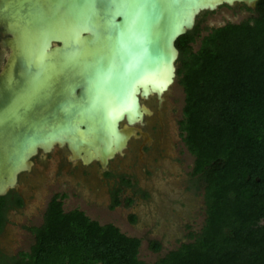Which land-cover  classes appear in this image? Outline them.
<instances>
[{
    "label": "water",
    "instance_id": "water-1",
    "mask_svg": "<svg viewBox=\"0 0 264 264\" xmlns=\"http://www.w3.org/2000/svg\"><path fill=\"white\" fill-rule=\"evenodd\" d=\"M258 1L0 0V197L54 148L107 170L151 114L140 98L174 83L175 42L198 15Z\"/></svg>",
    "mask_w": 264,
    "mask_h": 264
},
{
    "label": "trees",
    "instance_id": "trees-1",
    "mask_svg": "<svg viewBox=\"0 0 264 264\" xmlns=\"http://www.w3.org/2000/svg\"><path fill=\"white\" fill-rule=\"evenodd\" d=\"M242 8L251 12L246 20L211 28L197 18L175 42L185 94L179 127L194 156L191 175L203 188L205 218L192 241L153 264H264V0ZM121 191H111V210L132 205ZM66 197L55 194L42 223L26 228L34 238L29 250L0 249V264H149L139 258L141 239L80 209L65 211ZM24 206L13 190L0 197V235L8 212ZM149 249L160 253L162 244L151 240Z\"/></svg>",
    "mask_w": 264,
    "mask_h": 264
},
{
    "label": "rangeland",
    "instance_id": "rangeland-1",
    "mask_svg": "<svg viewBox=\"0 0 264 264\" xmlns=\"http://www.w3.org/2000/svg\"><path fill=\"white\" fill-rule=\"evenodd\" d=\"M242 6H221L213 12L201 13L198 18L203 26L211 28L239 23L251 16ZM184 99V90L176 76L166 94L162 148L158 152L153 150L144 161L131 152L110 161V168L119 178L126 176L131 181L132 186L122 192L123 198L133 199L130 207L110 209L109 191L118 183L117 178L111 179L108 186L100 184L96 166L88 168V176L84 177L82 169L73 171L61 157L63 152L53 149L44 159L36 157L30 173L22 175L21 179L31 184L30 196L24 207L8 212L5 230L0 235V249L9 254L29 250L34 238L26 228L42 223L47 202L57 193L67 194L65 211L80 209L101 225L113 224L127 236L141 239L139 258L146 263L153 264L181 243L192 241L190 235L200 232L205 213L203 188L191 175L194 156L185 147L179 127ZM132 216L136 218L134 222ZM151 240L162 244L160 253L149 249Z\"/></svg>",
    "mask_w": 264,
    "mask_h": 264
},
{
    "label": "flooded vegetation",
    "instance_id": "flooded-vegetation-1",
    "mask_svg": "<svg viewBox=\"0 0 264 264\" xmlns=\"http://www.w3.org/2000/svg\"><path fill=\"white\" fill-rule=\"evenodd\" d=\"M199 15H198V17H199ZM6 55H7V51H4V50H2V48H0V70H1V68L5 62ZM169 88H170V86H169ZM169 88L162 94L161 99L158 97V95L156 93L149 95L145 99L140 98V104L145 105L151 111V114L150 115L145 114L143 116V119L141 122L135 123L133 125L136 132H134V134L129 139L127 146L124 149L123 154L121 156L124 157V156H126L125 153L131 152V154H133V155H136V156L138 155L137 157H138L139 161H144V159L147 156H150L153 154L152 153L153 150H156L158 152L162 148V145H163L162 144L163 143L162 138L166 132V124H165V120H166L165 119L166 118V94H167V91L169 90ZM124 124H128L126 119H124L120 123V128ZM55 149H59L60 151L63 152V155L61 157L64 159V161L70 167L73 168V171L77 170L78 168L82 169L83 172H85V175H83L84 177L88 176V173H89L88 168H91L92 166H96V169H95L96 176L98 177L100 184L108 186L111 179L117 178L118 183L116 184V182H115V186L110 187V191H109L110 194H111V191L113 189H115L117 186L121 187V190H122L121 194H122L124 188L127 187V186H123V184L121 183L122 182L121 177L119 178L116 175V172L110 168L111 162H109V164L107 166V170L100 173L101 167L98 164V162L95 161L89 165H83L80 160H76V161L68 160V156L70 155V153H69L68 148L66 146H64L63 148H54V150ZM47 155L48 154H45L43 156L41 154V152H39V154L33 158L34 166H35L36 161H37L36 157H38V159H42V158L44 159ZM27 173H30V171L22 173L19 176V183L24 186V189L22 190V192L18 193L16 191H14V192H16L22 196L24 204L27 202V197L30 196L29 187L31 186V184L27 179L23 180V179H21V177H22V175L27 174ZM107 173L112 174V176H107L106 175ZM124 177L126 178V176H124ZM131 186H132V184H131ZM59 194H62V193H59ZM63 194H65V193H63ZM52 197H51V199H52ZM50 200L47 202V205L50 202ZM47 205H46V207H47Z\"/></svg>",
    "mask_w": 264,
    "mask_h": 264
},
{
    "label": "bare ground",
    "instance_id": "bare-ground-1",
    "mask_svg": "<svg viewBox=\"0 0 264 264\" xmlns=\"http://www.w3.org/2000/svg\"><path fill=\"white\" fill-rule=\"evenodd\" d=\"M123 132H130V129H124Z\"/></svg>",
    "mask_w": 264,
    "mask_h": 264
}]
</instances>
